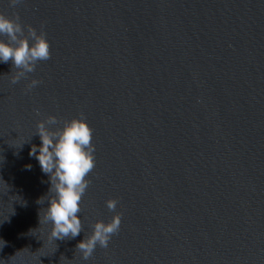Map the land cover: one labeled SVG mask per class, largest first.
I'll return each instance as SVG.
<instances>
[{"label": "water", "instance_id": "1", "mask_svg": "<svg viewBox=\"0 0 264 264\" xmlns=\"http://www.w3.org/2000/svg\"><path fill=\"white\" fill-rule=\"evenodd\" d=\"M0 13L43 25L52 51L15 85L0 62V264H264V0H0ZM81 112L96 148L84 230L55 241L37 203L50 177L29 153L41 119L54 130ZM117 213L108 248L83 260L76 245Z\"/></svg>", "mask_w": 264, "mask_h": 264}, {"label": "clouds", "instance_id": "2", "mask_svg": "<svg viewBox=\"0 0 264 264\" xmlns=\"http://www.w3.org/2000/svg\"><path fill=\"white\" fill-rule=\"evenodd\" d=\"M23 0H8V6L15 9ZM0 62H12L11 83H19L28 79L30 73L36 71L42 61L51 59V44L43 25L38 31L32 25H25L18 13L8 16L0 13ZM42 81L31 79L25 88V93L31 92ZM36 115L40 116L39 109ZM61 121L55 115L41 119L37 124V132L42 144L32 145L30 156L38 160L43 173L50 177V188L47 197H41L37 203L48 200L49 206L40 211V223L52 225L50 238L53 240L74 239L84 230L79 217L83 197L91 183L89 174L96 166L94 130L87 122L85 114L79 117ZM38 153V154H37ZM28 170L31 165H27ZM118 200L109 199L106 207L115 212ZM122 214L117 213L110 222L103 220L92 225L93 231L76 245V253L83 260H89L97 246L107 249L113 235L120 230Z\"/></svg>", "mask_w": 264, "mask_h": 264}]
</instances>
